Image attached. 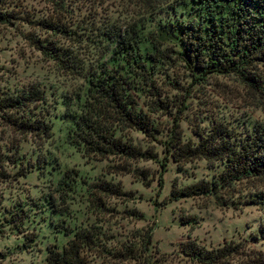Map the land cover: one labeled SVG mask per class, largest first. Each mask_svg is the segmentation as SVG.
Masks as SVG:
<instances>
[{
    "label": "rangeland",
    "instance_id": "1",
    "mask_svg": "<svg viewBox=\"0 0 264 264\" xmlns=\"http://www.w3.org/2000/svg\"><path fill=\"white\" fill-rule=\"evenodd\" d=\"M4 2L12 18L0 23V91L30 85L41 90L44 99L33 110H40L49 131L40 137L22 134L0 119V264H43L46 249L62 246L69 237L66 230L76 228L94 235L86 264H200L180 251L186 239L207 249L239 242L240 252L232 254L229 264H244L246 253L263 248V239L252 236L264 223V207L247 199L264 190V178L237 181L231 195L172 199L171 185L210 179L221 164L194 158L177 167L164 158L162 145L170 127L181 141L192 143L195 131L206 130L212 121L236 133L264 123V89L248 88L233 73L193 79L181 63L170 61L160 68L165 80L158 81L169 112L147 107L149 98L143 94L133 95L156 131L118 125L115 130L148 155L123 159L90 153L66 137L68 113L78 112L77 99L85 89L81 72L64 68L39 45L70 54L75 66L107 62L103 27L124 30L135 23L143 35L151 26L150 6L142 0ZM164 8L154 15L170 16ZM177 9L181 15L179 9L185 8ZM50 23L63 32L49 28ZM112 185L123 193L111 190ZM147 232L150 238L143 244ZM125 245L134 256L122 250Z\"/></svg>",
    "mask_w": 264,
    "mask_h": 264
},
{
    "label": "trees",
    "instance_id": "2",
    "mask_svg": "<svg viewBox=\"0 0 264 264\" xmlns=\"http://www.w3.org/2000/svg\"><path fill=\"white\" fill-rule=\"evenodd\" d=\"M142 1L145 7L150 6L147 21L151 19V26L147 25L143 35L135 23L124 30L109 25L100 32L106 44L102 54L109 52L107 62L75 66L70 54L52 45H39L64 68L81 72L85 89L83 96L77 99L78 112L68 113L70 125L66 137L90 153L111 154L123 159L148 155L130 141L122 140L115 130L126 126L147 133L156 131L148 113L138 107L133 95L147 96V107L153 110H167L158 81L166 78L167 74L160 68L170 61L181 63L193 79L211 73H233L248 88L264 89V0ZM182 5L185 9H179L181 15L176 14ZM161 7L172 16L161 19L160 15H154ZM11 18L12 11L0 0V23L8 24ZM47 26L63 32V28L51 23ZM166 83L171 85L172 82ZM43 99L42 91L31 85L14 92L0 91V119L18 133L45 136L49 126L40 110H33ZM195 134V142L181 141L179 132L170 127L162 145L164 158H170L177 167L191 159L202 158L211 166L221 164V169L210 179L181 187L171 185L170 198L231 195L237 181L264 178V123L256 122L236 133L212 121L209 128ZM161 166H164L162 161ZM59 182H64L63 175ZM111 190L123 193L117 185H112ZM247 200L264 207V190L250 195ZM66 233L69 237L62 246L52 245L46 249L43 264H86V252L94 244L93 232L76 228L67 229ZM149 238L147 232L143 244H147ZM252 238L263 239V248L246 253L244 264H264V223ZM238 248L239 242H225L207 249L191 239L180 245L183 254L200 264H229L232 254L240 252ZM122 250L133 252L126 245Z\"/></svg>",
    "mask_w": 264,
    "mask_h": 264
}]
</instances>
